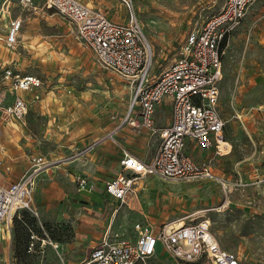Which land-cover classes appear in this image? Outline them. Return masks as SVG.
<instances>
[{"label": "rangeland", "instance_id": "1", "mask_svg": "<svg viewBox=\"0 0 264 264\" xmlns=\"http://www.w3.org/2000/svg\"><path fill=\"white\" fill-rule=\"evenodd\" d=\"M132 1L152 45L155 74L174 61L188 29L218 11L224 2ZM101 4L112 20L127 21L129 8L124 0H102ZM17 17L22 19L17 42L9 46L6 36L11 20ZM70 27L66 16L46 8L45 0H31L28 4L22 0H0V92L5 99L11 98L6 80H2L8 69L36 74L44 80L41 88L22 92L28 99L34 93L40 95L31 99L23 120L8 124L0 118V124L6 126L7 145L21 147L29 155L42 153L50 161L34 189L32 204L38 214L24 209L15 217L12 229L0 228V264L80 261L85 247L77 238L72 220L57 208L60 189L49 184L56 177H67L61 166L98 143L97 138L86 146L76 142L85 123L92 121L95 127L100 122H119L126 115L131 95L129 83L102 68L91 51L76 40ZM223 49L219 108L226 120L231 148L220 155L215 148H203L190 138L187 149L197 161L211 159L217 174L231 179L239 169L243 179L249 181V161L256 160L260 150H264V0H254L226 38ZM83 101L89 107L84 114L77 108ZM3 136L4 133L0 139ZM40 182L49 185L46 196L42 191L38 193ZM135 184L141 189V201L128 196L129 203L119 205L112 222L115 231L135 232L137 225L141 230L156 231L180 219L185 223L208 221L224 248L237 252L247 264H264V184L225 191L213 179L173 181L155 174L140 177ZM149 264L205 263H177L160 247Z\"/></svg>", "mask_w": 264, "mask_h": 264}, {"label": "built area", "instance_id": "2", "mask_svg": "<svg viewBox=\"0 0 264 264\" xmlns=\"http://www.w3.org/2000/svg\"><path fill=\"white\" fill-rule=\"evenodd\" d=\"M28 4L31 0H22ZM129 8L127 21H114L100 8L82 0H45L46 8H53L66 16L76 40L88 48L95 61L125 79L131 87L127 114L123 119L134 127H146L160 137L150 160H142L123 149L121 170L104 183L105 190L120 203L128 196H137L135 180L158 175L173 181L213 179L225 191L250 184H264V150L252 164L250 180L246 181L237 169V176L226 178L217 174L212 160L196 161L187 149L193 139L203 148H215L222 155L221 146L228 145L226 120L219 108L220 84L223 80V45L226 38L240 24L254 0H224L221 8L203 21L192 25L180 45L174 61L159 73H153L154 52L134 9L132 0H124ZM22 19L11 20L6 42L14 46ZM4 78L14 92L12 102L5 101L0 92V118L7 122L22 121L31 99L23 91L39 89L44 80L32 73L6 70ZM171 103L169 124L157 128L155 111L164 98ZM261 124L264 128V104ZM1 135V130H0ZM103 138L114 139L113 132ZM230 142V141H229ZM231 143V142H230ZM256 163V164H255ZM50 161L41 154H32L22 175L10 184L0 183V224L6 229L26 209L38 214L33 206L34 189L40 174ZM79 190H92L94 183L79 175ZM137 236L126 238L103 237L91 247L77 264H149L160 244L177 263L204 261L205 264H247L235 251L224 248L212 233L207 222H191L182 226L167 223L159 230H141Z\"/></svg>", "mask_w": 264, "mask_h": 264}, {"label": "crops", "instance_id": "3", "mask_svg": "<svg viewBox=\"0 0 264 264\" xmlns=\"http://www.w3.org/2000/svg\"><path fill=\"white\" fill-rule=\"evenodd\" d=\"M82 1L89 5L94 3L95 7L98 8L102 7V0ZM3 79L5 78L3 77L2 80ZM5 80L4 82L9 88L8 95H11V98L6 97L5 100L7 103H10L14 99V92L9 86V81L7 79ZM169 100L168 97L164 98L156 108L155 126L157 128L163 127L171 121L172 108ZM84 102L87 101L80 102L77 106L79 110H83L82 114L87 113L86 111L89 109L87 103ZM123 119L119 122L110 121L104 124L100 122L96 124L95 127L92 121L85 123L84 126L79 129L78 136H76V142H78L79 146H86L94 138L98 140L106 136L109 132H113L114 139L103 138L88 151L86 150L82 154L76 156L68 165L61 166L62 169H65V173L67 171L68 176L65 178L56 177L54 181L49 184L51 185L50 187L56 185L60 189V193L56 198L57 208L63 215H66L72 220L75 230L77 231V238L85 247L84 255L80 261L86 257L91 247L95 245L105 233L113 237L120 236L126 238H134L138 234L137 230L125 234V232L123 233L112 229V222L115 220L117 211H119V205L128 204L129 202L127 199L126 203H120L119 200L112 197L109 193L107 194L104 183L106 180L116 176L121 170L120 160L124 148L142 160H150L157 149L160 137L157 132H153L146 127H134L128 122L123 123ZM11 121L6 122L9 124ZM0 126V137L2 133H4L3 138L0 139V183L10 184L12 181L17 180L25 171L28 166L30 155L21 147L7 145L5 140L6 126L3 124H0ZM189 153L194 158L193 154L191 152ZM79 175L87 176L94 183L92 190L87 191L78 189L76 179ZM48 186L40 182L38 186L40 191L38 189V193L42 191L41 194L46 196L49 190ZM131 198L138 202L141 201L142 195L139 187L137 188V196ZM112 200L116 202L114 205H112ZM39 206L41 207L40 203ZM41 209L44 210L45 207ZM0 228L6 229L3 224H0ZM160 247L163 250V247L158 244L157 251Z\"/></svg>", "mask_w": 264, "mask_h": 264}, {"label": "bare ground", "instance_id": "4", "mask_svg": "<svg viewBox=\"0 0 264 264\" xmlns=\"http://www.w3.org/2000/svg\"><path fill=\"white\" fill-rule=\"evenodd\" d=\"M230 148H231V143L228 141L227 146H224V145L221 146V152L224 153L225 151L229 150ZM175 224L177 226H182L185 224V221L183 219H180L177 222H175Z\"/></svg>", "mask_w": 264, "mask_h": 264}, {"label": "trees", "instance_id": "5", "mask_svg": "<svg viewBox=\"0 0 264 264\" xmlns=\"http://www.w3.org/2000/svg\"><path fill=\"white\" fill-rule=\"evenodd\" d=\"M15 219V218H14ZM14 221V220H13ZM12 228H13V226H12Z\"/></svg>", "mask_w": 264, "mask_h": 264}]
</instances>
